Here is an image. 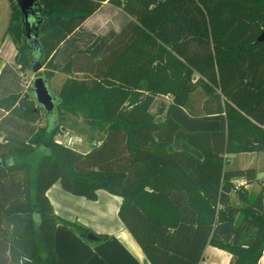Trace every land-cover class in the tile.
<instances>
[{"label": "trees", "instance_id": "obj_1", "mask_svg": "<svg viewBox=\"0 0 264 264\" xmlns=\"http://www.w3.org/2000/svg\"><path fill=\"white\" fill-rule=\"evenodd\" d=\"M105 1L37 0V41L24 24L17 32L20 69L39 62L49 77L91 78L67 82L40 127L19 74V90L0 96L10 135L0 141V264H57L59 224L87 239L89 228L55 214L56 183L88 200L120 197L119 218L150 264H200L208 245L230 264H258L264 179L249 190L257 170L225 169L222 155L264 153V0H123L121 31L81 30ZM198 89L206 102L195 106ZM63 109L101 132L88 152L56 141Z\"/></svg>", "mask_w": 264, "mask_h": 264}, {"label": "rangeland", "instance_id": "obj_2", "mask_svg": "<svg viewBox=\"0 0 264 264\" xmlns=\"http://www.w3.org/2000/svg\"><path fill=\"white\" fill-rule=\"evenodd\" d=\"M122 1L123 0H106L103 2L99 10L82 23L80 27L81 30H86L85 28H89L92 32H95L99 35H104L109 31H121L131 20V18L122 10L120 6ZM22 22V12L20 6L18 7L12 5L8 0H0V68L5 62H11L16 64L17 68L20 69L19 66L21 64L17 57L19 58L18 54H20L19 49L22 46V42L21 40L17 39V32L22 30ZM20 73L22 75L20 78L21 85L23 84L24 86L23 95L26 96L25 98L27 100H30L33 103L34 109L37 110V112L32 116V119H30V122L38 127L44 126L47 123V119H50V117L47 115L46 110L36 101L33 95V81L37 77H43L46 79L48 88L54 96L55 101L56 96L63 92L67 82L73 81V79L87 81L91 78L87 74L71 73L70 75L66 72H56L52 77H49L47 75L46 64L43 65V68L37 72L33 71L32 66L30 65L27 68L20 69ZM5 77L6 73L0 75V88ZM1 91L2 89L0 90V96L5 93ZM204 98L206 99L205 94L198 89L196 93L193 94L194 105H202L205 100ZM170 103L171 97L169 95L159 96L156 98L151 111L156 113L160 109L161 105L165 104L167 106ZM198 111L202 112V109ZM62 112L63 126L60 133L56 137V141L59 144H62L80 153L88 152L91 149L92 144H95L97 140H99L101 132L92 128L88 123L89 120L82 113L71 112L65 109H63ZM7 114L8 113L0 109V118H3ZM9 136L10 135L7 133L0 131V141L10 138ZM222 156L223 168L225 169L235 170L238 168L253 167L258 170L259 172L257 171V173L259 180L251 184L252 186H249L248 189L252 190L253 192H256L260 189V181L264 179V154L242 153L238 154L237 156H226L225 154ZM217 157H220V155ZM243 182V179H239L237 181V183L240 184ZM232 197L233 203H238V199L234 194ZM75 214L80 215L77 212H75ZM70 222L81 224L76 220ZM90 233L93 234L92 231ZM86 240L90 241L88 236Z\"/></svg>", "mask_w": 264, "mask_h": 264}, {"label": "crops", "instance_id": "obj_3", "mask_svg": "<svg viewBox=\"0 0 264 264\" xmlns=\"http://www.w3.org/2000/svg\"><path fill=\"white\" fill-rule=\"evenodd\" d=\"M85 29L91 31L89 28ZM2 72L6 73V77L0 90L18 91L17 75L20 77L22 75L18 72L16 64L5 62L0 68V75ZM249 186L252 185H246L247 188ZM47 197L56 215L68 221L80 222L99 238L87 241L70 227L59 224L54 242L57 264H150L139 244L119 218L118 211L122 203L120 197L99 190L96 200H88L65 191L59 183L47 191ZM75 212L80 215H76ZM104 236L106 239L101 240ZM232 260V255L227 251L208 245L200 264H230ZM258 264H264V252Z\"/></svg>", "mask_w": 264, "mask_h": 264}, {"label": "water", "instance_id": "obj_4", "mask_svg": "<svg viewBox=\"0 0 264 264\" xmlns=\"http://www.w3.org/2000/svg\"><path fill=\"white\" fill-rule=\"evenodd\" d=\"M18 5L22 11V20L25 25V35L27 38H32L37 41L38 37V27L41 23L39 19V7L37 0H18ZM32 32L34 34L32 35ZM257 42H264V30L257 38ZM42 69V65L39 62L34 64V71ZM34 88V98L36 101L46 110L47 113L52 112L56 106V101L52 93L50 92L47 81L43 77H37L33 81ZM88 239L90 241H95L99 239L94 233H89Z\"/></svg>", "mask_w": 264, "mask_h": 264}, {"label": "built area", "instance_id": "obj_5", "mask_svg": "<svg viewBox=\"0 0 264 264\" xmlns=\"http://www.w3.org/2000/svg\"><path fill=\"white\" fill-rule=\"evenodd\" d=\"M244 184H245V181L242 184L237 183L236 187L238 188L239 186L244 185Z\"/></svg>", "mask_w": 264, "mask_h": 264}]
</instances>
